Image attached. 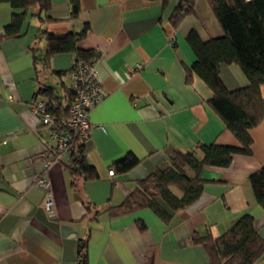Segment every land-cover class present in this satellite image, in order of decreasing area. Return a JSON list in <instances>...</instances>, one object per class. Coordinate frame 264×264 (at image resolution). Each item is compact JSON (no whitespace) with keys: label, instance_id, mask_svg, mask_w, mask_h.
I'll return each mask as SVG.
<instances>
[{"label":"crops","instance_id":"crops-1","mask_svg":"<svg viewBox=\"0 0 264 264\" xmlns=\"http://www.w3.org/2000/svg\"><path fill=\"white\" fill-rule=\"evenodd\" d=\"M179 3L79 0V12L71 18L68 0H49L46 12L29 11L20 38L0 45V264H78L80 243H86V264H209L192 237L207 230L220 236L246 213L264 239V211L248 181L264 169V119L249 131L251 155H234L227 168L205 167L202 177L210 183L193 205L172 213L169 221L146 208L118 215L107 211L119 206L137 182L165 168L176 152L200 143L240 146L208 106L211 92L195 76L186 81L195 61L188 33L207 41L222 36V29L206 0H196L192 14L172 28L169 18ZM12 14L0 2V35ZM83 30L77 46L99 55L97 79L104 92L89 113L91 131L84 142L98 177L73 179L67 156L54 163L45 175L53 201L48 214L46 194L35 185L41 166L34 159L50 153L53 144L28 103L41 87L55 88L60 96L62 85L71 88L75 56L56 55L50 70L38 64L36 72L33 52L43 54L42 32ZM51 71L66 74L57 77ZM219 74L230 92L248 85L238 66L222 65ZM260 94L264 100V86ZM127 155L138 165L108 176L111 164Z\"/></svg>","mask_w":264,"mask_h":264},{"label":"trees","instance_id":"trees-1","mask_svg":"<svg viewBox=\"0 0 264 264\" xmlns=\"http://www.w3.org/2000/svg\"><path fill=\"white\" fill-rule=\"evenodd\" d=\"M160 1L165 7L169 0ZM196 0H180L172 12L169 22L177 28L182 19L193 12ZM222 29V36L202 41L195 31L186 36V42L194 54L195 61L186 70V81L192 76L198 78L211 92L208 102L210 109L220 118L225 128L238 141L239 147L216 144H198L194 149L173 154L165 168L151 172L137 182L124 201L107 211L110 215L125 214L140 209H149L163 221H169L171 214L193 205L201 196L209 181L202 177L205 167L227 168L233 156L251 155L252 140L249 131L264 119V100L260 87L264 86V0H206ZM13 11L10 22L0 35V45L6 40L22 36V27L29 12L37 7L41 12L49 8V0H0ZM70 17L79 12V0H68ZM40 18V16H38ZM42 20V18L40 19ZM46 21V20H42ZM86 30L66 35H51L42 32L45 47L41 56L33 52V63L44 69H51L52 58L59 54H73L76 62L91 63L99 55L92 50H80L77 44L84 38ZM222 65H235L245 75L248 85L242 89L228 91L221 81L219 70ZM62 77L66 72H54ZM62 96L55 88L41 87L36 94L47 99L50 118L61 125V129L73 136L72 152L68 155L67 170L73 179L84 182L97 179L85 153L84 142L74 135V130L64 123L68 119L71 89L60 87ZM64 124V125H63ZM139 161L131 155L114 161L111 168L115 173H127ZM258 206L264 211V169H259L249 177ZM87 209V208H86ZM88 210V209H87ZM139 229H145L137 222ZM191 243L200 246L206 253L209 264H261L264 260V239L257 232L252 215L239 217L228 230L213 237L207 230L195 234ZM86 243L78 248V264H86Z\"/></svg>","mask_w":264,"mask_h":264},{"label":"built area","instance_id":"built-area-1","mask_svg":"<svg viewBox=\"0 0 264 264\" xmlns=\"http://www.w3.org/2000/svg\"><path fill=\"white\" fill-rule=\"evenodd\" d=\"M99 57L91 63L74 61L69 76L72 79L71 101L68 111V119L64 123L68 128L74 130V135L79 140L85 142L91 131L89 123V113L95 105L103 98L104 92L97 79L96 65ZM29 112L35 117L38 124L47 131V138L53 144L51 152H43L34 159L41 166V171L36 179V187L46 194L44 209L48 214L52 213V194L50 183L46 174L54 163L59 162L64 156L71 154L73 146V136L61 129V125L47 114V99L41 95H34L28 103ZM63 124V125H64ZM108 176L112 177L113 170L108 171Z\"/></svg>","mask_w":264,"mask_h":264},{"label":"rangeland","instance_id":"rangeland-1","mask_svg":"<svg viewBox=\"0 0 264 264\" xmlns=\"http://www.w3.org/2000/svg\"><path fill=\"white\" fill-rule=\"evenodd\" d=\"M216 19V18H215ZM217 21V20H216Z\"/></svg>","mask_w":264,"mask_h":264}]
</instances>
